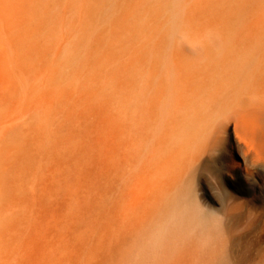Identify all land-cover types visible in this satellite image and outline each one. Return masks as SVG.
<instances>
[{
    "label": "rangeland",
    "instance_id": "obj_1",
    "mask_svg": "<svg viewBox=\"0 0 264 264\" xmlns=\"http://www.w3.org/2000/svg\"><path fill=\"white\" fill-rule=\"evenodd\" d=\"M163 38L264 39V0H0V264H129L121 203L140 208L141 230L151 190L131 138L122 159L119 110L135 101L139 49L144 59L143 43ZM216 124L195 145L222 137L205 160L243 172ZM248 217L229 236L216 231L218 245L228 236L220 264H264L263 220Z\"/></svg>",
    "mask_w": 264,
    "mask_h": 264
},
{
    "label": "bare ground",
    "instance_id": "obj_2",
    "mask_svg": "<svg viewBox=\"0 0 264 264\" xmlns=\"http://www.w3.org/2000/svg\"><path fill=\"white\" fill-rule=\"evenodd\" d=\"M164 39L146 40L149 44H143L152 47L144 59L139 49L135 101L119 110L122 159L127 161L131 138L136 170L151 190L145 187L150 191L143 203L150 216L146 229L138 226L137 204L121 203L120 248L129 264H220L222 249L217 248L226 245L228 233L243 227L245 214L264 223V39ZM211 122L233 139L243 172L239 164L205 160L215 146L195 145L199 129ZM206 132L211 140L216 134ZM221 138H213L216 147ZM232 175L245 185L233 187ZM212 218H217L213 224ZM219 230L228 236L218 245Z\"/></svg>",
    "mask_w": 264,
    "mask_h": 264
}]
</instances>
